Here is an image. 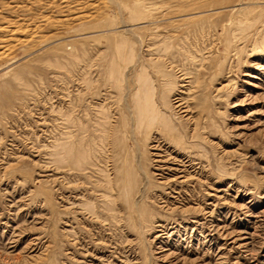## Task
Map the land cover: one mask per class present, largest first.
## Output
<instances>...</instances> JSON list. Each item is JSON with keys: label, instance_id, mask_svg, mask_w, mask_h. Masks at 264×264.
<instances>
[{"label": "rangeland", "instance_id": "374dc122", "mask_svg": "<svg viewBox=\"0 0 264 264\" xmlns=\"http://www.w3.org/2000/svg\"><path fill=\"white\" fill-rule=\"evenodd\" d=\"M0 264H264V0H0Z\"/></svg>", "mask_w": 264, "mask_h": 264}, {"label": "bare ground", "instance_id": "6f19581e", "mask_svg": "<svg viewBox=\"0 0 264 264\" xmlns=\"http://www.w3.org/2000/svg\"><path fill=\"white\" fill-rule=\"evenodd\" d=\"M61 2V1H60ZM245 2V1H244ZM121 3V2H120ZM143 3V2H142ZM238 3V2H237ZM248 3V2H247ZM239 4V3H238ZM51 5V4H50ZM192 5V4H191ZM236 5V4H234ZM124 7V6H123ZM126 7V6H125ZM247 7V6H246ZM232 8V7H231ZM244 8V4L241 3L239 5L236 6V9L234 11V15L235 14H239V10L243 9ZM140 8H138L139 10ZM145 9V8H144ZM149 9V8H148ZM121 10V9H120ZM151 10V9H150ZM245 10V8H244ZM247 12H248V9L246 8ZM245 10V11H246ZM134 11V9L132 10V12ZM136 11V10H135ZM153 13V11H151ZM242 12V11H241ZM142 13V11H141ZM136 14H139L138 12H136ZM144 15V13H143ZM209 15V14H208ZM129 16V15H127ZM134 16V15H133ZM157 16V15H156ZM233 16V15H232ZM135 17V16H134ZM137 17V16H136ZM140 17V16H139ZM150 17V16H149ZM129 19V18H128ZM139 19V18H138ZM150 19V18H149ZM153 19V18H152ZM160 19V18H159ZM183 20V19H182ZM71 21V20H70ZM139 21V20H138ZM153 21V20H152ZM157 21V20H156ZM174 22V21H173ZM128 23V22H127ZM137 23V22H136ZM179 23V22H178ZM111 24V23H110ZM113 24V23H112ZM57 25V24H56ZM101 25V24H100ZM99 25V26H100ZM117 25V24H116ZM130 25V24H129ZM131 25H133L131 23ZM115 26V25H114ZM109 27V25H108ZM111 27V25H110ZM129 27V26H128ZM103 28V27H102ZM116 28V27H115ZM124 30H125V27H123ZM134 28V27H133ZM132 28V29H133ZM104 29V28H103ZM110 29V28H109ZM108 29V30H109ZM114 29V28H113ZM130 27L129 29L127 30L128 32L132 30ZM136 29V28H134ZM133 29V31H134ZM110 31V30H109ZM126 31V30H125ZM132 31V32H133ZM104 32V31H103ZM118 32V31H116ZM124 32V31H123ZM96 33V32H95ZM98 33V31H97ZM131 33V32H130ZM119 35V34H118ZM121 35V34H120ZM123 35V34H122ZM127 35V34H125ZM129 35V34H128ZM177 35V34H176ZM96 36V35H95ZM139 38V37H138ZM140 41V39H139ZM122 42V40H121ZM123 43V46H125V53L124 55L126 56V60L125 61H132L134 59V55L132 53V42L130 39H126ZM143 51V50H142ZM141 51V52H142ZM136 56V54H135ZM142 56V54H141ZM144 56V55H143ZM145 57V56H144ZM143 57V58H144ZM157 59V58H156ZM135 60H136V57H135ZM186 60V59H185ZM168 61V60H167ZM139 62V61H138ZM135 63V61H134ZM149 63V62H148ZM139 64V63H138ZM114 65V64H113ZM140 65V64H139ZM135 66V65H134ZM142 66V65H141ZM118 67V66H117ZM124 69L125 67L122 66V68L119 70L118 68L116 70H119V71H116V74L118 75L119 77V84L118 86H122V81L124 80L123 77L124 75ZM159 69V68H158ZM131 70V69H130ZM149 72V70H148ZM159 72H162L161 69H159ZM107 73V72H106ZM135 73V72H134ZM150 73V72H149ZM133 74V73H132ZM141 74V73H140ZM126 76V75H125ZM159 76V75H158ZM152 77V76H151ZM113 79V78H112ZM126 80V78H125ZM138 80V79H137ZM139 80L140 82L142 83V87L143 85L145 84V88L146 87V84H149V80L148 78H146L144 75H140L139 76ZM148 80V81H147ZM165 80V79H164ZM116 81V80H115ZM128 81H130V79L128 78ZM159 82V81H158ZM130 84H128L129 86ZM162 85V84H161ZM131 87V86H130ZM129 91V90H128ZM153 91V90H152ZM153 92H148L146 93V89H140L136 94H135V98L134 99V106H130L129 104H127V109L129 110L128 111V115L130 118H127L126 120V124H133L135 127H136V130L134 131V135L135 137L138 135V136H142V138L144 139V142L145 144L147 143V141H149V132L151 134V129L154 127V125L156 123H158V121L160 119L159 117V111H158V108L154 102V99H153ZM128 94V93H127ZM131 95V94H130ZM168 96V95H167ZM129 97V95H128ZM171 99V98H170ZM130 100V99H129ZM128 101V100H127ZM161 101V100H160ZM169 101V99H168ZM164 102V100H163ZM174 106V105H173ZM171 107V106H170ZM168 108V107H167ZM166 108V109H167ZM182 108H185V107H182ZM187 109V108H186ZM184 110V112H186L187 110ZM171 110V109H170ZM174 110V109H173ZM169 111V110H168ZM172 115V114H171ZM175 116V115H174ZM164 118V117H163ZM164 121V120H163ZM163 123V122H162ZM71 124V123H70ZM129 125V126H130ZM128 126V127H129ZM157 126H159V124H157ZM184 127V126H183ZM159 128V127H158ZM164 128V127H163ZM134 130V129H133ZM155 130V128L153 129ZM184 131L185 128H183ZM145 131V132H144ZM149 131V132H147ZM198 131V130H197ZM172 132V131H171ZM176 132V131H174ZM180 133V132H179ZM188 133V132H186ZM201 133V132H200ZM183 134V133H182ZM77 135V134H76ZM173 135V134H172ZM186 135V134H185ZM193 135H196L193 134ZM200 136V135H199ZM174 137V136H173ZM181 138H179V141H183V135L182 136H179ZM201 137V136H200ZM176 138V137H175ZM189 138V137H188ZM134 139V138H133ZM177 139V138H176ZM199 139V138H198ZM200 140V139H199ZM203 140V139H202ZM191 141V140H190ZM149 143V142H148ZM183 142H181L182 144ZM144 144V143H143ZM197 144V143H196ZM199 144V143H198ZM147 145V144H146ZM185 145V144H184ZM183 145V146H184ZM180 146V145H179ZM147 147V146H146ZM186 147V146H185ZM193 148V147H192ZM145 149V148H144ZM184 150V149H183ZM142 151V149H141ZM147 151V150H146ZM145 151V152H146ZM125 154V153H123ZM64 155V154H63ZM62 155V156H63ZM183 156V155H182ZM75 157V155H74ZM66 163L69 162L70 165V169H74L71 165L73 162L69 160L68 157H66ZM80 160V158H79ZM123 164H121V168L119 169L118 171V176H113L111 177L109 174H105L104 175V181L106 182V186L103 187L104 190H105V194L103 195V206L105 210H108V211H111L113 210V207L117 204L118 202V199L121 198V200L123 199V201L126 202V204L129 206V208H133V206L135 204H137V199L138 198H141V197H138V194L143 193L141 187L142 185H144L143 183V179H141L140 175H138V173L136 172V168H135V165L133 163V155H130V153H126L125 157L123 158ZM140 163V162H139ZM136 164V163H135ZM68 165V163H67ZM141 166V165H140ZM140 169V168H139ZM143 170V169H142ZM73 172V171H72ZM142 172V171H141ZM167 172V171H166ZM146 175V174H145ZM144 177V176H143ZM146 178V177H145ZM148 181L145 180V184L147 185ZM151 184V183H150ZM153 185V184H152ZM147 189V188H146ZM144 189V190H146ZM149 196V195H148ZM147 196V197H148ZM97 203V202H96ZM149 203V201H148ZM97 205V204H96ZM95 205V206H96ZM139 205L138 206V212L140 213V218H145L147 214V209H148V205L146 204L145 200L143 201V199L139 200ZM151 207V206H150ZM126 208V207H125ZM89 209V207H88ZM133 210V209H132ZM153 210V208H152ZM97 211V209H96ZM95 211V212H96ZM154 211V210H153ZM152 211V212H153ZM99 212V211H98ZM151 212V214H152ZM110 213V212H109ZM131 213V212H130ZM114 214V213H113ZM109 215V214H108ZM130 215V214H129ZM136 215V214H135ZM99 216V215H98ZM109 217V216H108ZM113 217V216H112ZM154 217V216H153ZM147 218H150V217H147ZM115 219V218H114ZM133 219V218H132ZM138 220V219H137ZM135 222V220H134ZM138 222V221H137ZM145 222V220H144ZM152 222V221H151ZM143 223V222H142ZM147 224V223H146ZM141 225V224H140ZM139 227V226H138ZM139 230V228H138Z\"/></svg>", "mask_w": 264, "mask_h": 264}]
</instances>
